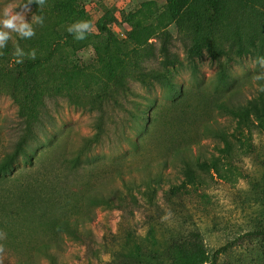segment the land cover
<instances>
[{
	"label": "rangeland",
	"instance_id": "374dc122",
	"mask_svg": "<svg viewBox=\"0 0 264 264\" xmlns=\"http://www.w3.org/2000/svg\"><path fill=\"white\" fill-rule=\"evenodd\" d=\"M2 3L22 5L25 0H2ZM81 7L85 11L71 18L67 26L87 20L93 26L92 31L84 40L72 38L64 47L56 49L55 66L51 70L76 72L83 87L79 88L72 101L86 104L99 100L98 95L108 91L112 96L109 100L117 99L125 103L127 110L106 108L105 133L96 137L98 111L72 105L63 97L50 99L49 112L53 120L50 128L55 138L46 165L48 168L53 166L49 164L57 153L61 161L62 156L66 157L68 168H63V180L67 183L54 185L55 189L63 186L70 191L62 202L61 216L63 219L85 221V224L81 223L82 230L92 233L88 244L79 242L54 225L52 219L57 212L51 207L46 214L40 213V208H32L40 214L37 216L28 210L15 212L14 226L7 228L9 232H0V259L6 258V264H17L18 261L51 264L49 257L38 248L39 244L49 241L58 244V247L51 248L58 264L107 262L109 257L103 254L104 249L100 247L101 238L106 230L115 232L124 215L115 208L92 204L88 195L108 194L121 187L117 179L119 171L131 173L135 177L133 181L143 183L148 174L147 164L152 166L153 172L160 168L166 170L171 180L166 182L167 187L171 183L179 184L183 177L175 165L178 150L189 146L196 153V145L202 143L206 155L215 152V143L221 142L208 135L207 124L217 120L230 129L236 126V120L220 110L219 103L236 92L240 93V98H250L259 83L264 82V79H255L258 74L264 73V67L257 62V57L264 56V48L261 52L245 56L229 53L215 57L205 47L201 55L191 56L188 49L192 43L172 21L167 0H81ZM29 8L31 11L26 13L25 18L30 21L31 15L38 13L33 6ZM145 26L152 31H145ZM163 31L170 32V49L178 58L177 63L167 69L159 64ZM58 32L61 36L65 35L67 27L58 29ZM147 50H153L157 59L149 58ZM151 70L161 72V81L148 80L144 83L135 78L139 71ZM46 75L42 73V76ZM87 82H90L89 89ZM135 113L137 118L132 116ZM124 116L127 119L125 127L121 120ZM18 125L17 105L9 95H0V151L12 150ZM257 144V154L264 159V137H259ZM236 153L243 158L241 168L245 175L253 176L257 163L246 158L239 149ZM164 160L168 162L166 167ZM73 164L75 166L71 171L76 174L70 175L69 169ZM248 182L250 178L246 177L239 179L236 185L213 183L211 187L201 188L193 194L192 204L197 217L206 214L201 212L205 209L220 222V229L213 231L211 217L207 219L210 230L208 228L206 242L212 253L226 245L237 233H243L244 219L238 201L240 197H245ZM44 190L40 192L46 198V204L41 206L50 204L53 193L63 200L58 191ZM137 198L141 195L138 194ZM135 222L141 226L139 217L135 218ZM90 242L97 251L96 256L92 255ZM258 258L264 264V248H255L252 243H247L245 247L224 255L218 264H256Z\"/></svg>",
	"mask_w": 264,
	"mask_h": 264
},
{
	"label": "trees",
	"instance_id": "16d2710c",
	"mask_svg": "<svg viewBox=\"0 0 264 264\" xmlns=\"http://www.w3.org/2000/svg\"><path fill=\"white\" fill-rule=\"evenodd\" d=\"M167 3L172 21L192 43L188 49L191 56L201 55L205 47L215 57L229 53L245 56L261 52L264 48V0H167ZM29 6L36 8L38 15L43 17V24L33 25L35 35L31 38L11 35L6 46L0 49V95L10 96L17 105L19 118L12 150L0 151V232L14 226L15 212L28 210L37 216L40 214L32 208H40V213L46 214L51 207L57 212L52 219L54 225L79 242L88 244L92 231L88 234L82 230L81 223L85 224V221L63 219L61 216L62 202L70 191L63 186L55 189L54 185L67 183L63 180V168H68L66 157L62 156L61 161L57 153L49 164L53 166L48 168L46 165L55 138L50 128L53 120L48 103L50 99L63 97L72 105L98 111L96 137L105 133L106 108L127 110V105L117 99L110 101L112 96L108 91L101 92L99 100L86 104L72 101L79 88L83 87L76 72L51 70L55 66L56 49L74 38L68 31L63 36L59 35L58 29L68 27L71 18L85 11L81 0H45L43 7H38L35 2ZM144 29L152 31L147 26ZM161 35L159 64L167 69L174 66L178 58L170 49V32L163 31ZM17 45L26 54L35 50V59L25 55L23 61L17 63L14 57ZM148 57L157 59L153 50L148 51ZM43 72L47 75L42 76ZM161 77L160 71L153 70L139 71L135 76L144 83L161 81ZM89 83L87 89L90 88ZM239 94L236 92L219 103L220 110L236 120L235 127L230 129L217 120L206 126L208 135L221 142L215 143V152L206 155L202 143L196 145V153L189 146L178 150L175 165L183 177L179 184L171 183L167 187L171 180L166 170L159 167V171L153 172L152 166L147 164L148 174L143 183L133 181L135 177L131 173L119 171L117 179L121 187L108 194L88 195L92 204L115 208L124 215L117 230H106L101 238L100 247L109 257L104 264H218L224 255L245 247L247 243H252L255 248H264V159L257 154L258 138L264 137V82L259 83L250 98H240ZM132 116L137 118L136 113ZM130 119L129 116L128 122ZM121 120L125 127L126 117ZM237 149L257 163L253 176L245 175L241 168L243 158L237 156ZM77 162L78 159L75 160ZM163 165L166 167L168 162L164 160ZM69 174L76 173L71 171ZM246 177L250 178L249 188L244 192L245 197L238 201L244 219L243 233H237L212 253L206 242L207 219L211 216L205 212L208 210L203 209L201 212L206 214L197 217L192 204L193 194L201 188L211 187L213 183L236 185L239 179ZM44 188V191L47 188L58 191L63 200L53 193L50 204L41 206L46 204V198L40 192ZM138 194L141 198H137ZM136 217L141 221L140 227L136 225ZM210 223L213 231L220 229L216 216L211 217ZM89 245L92 255L96 256L93 243ZM52 247H58V244L49 241L38 245L51 264H58L56 254L51 253ZM5 259H0V264H6L8 260ZM260 262L258 258L256 264ZM17 264L28 262L18 261Z\"/></svg>",
	"mask_w": 264,
	"mask_h": 264
},
{
	"label": "clouds",
	"instance_id": "9594fccd",
	"mask_svg": "<svg viewBox=\"0 0 264 264\" xmlns=\"http://www.w3.org/2000/svg\"><path fill=\"white\" fill-rule=\"evenodd\" d=\"M35 2L38 7H43L45 0H27L26 3L13 4V3H2L0 0V49H3L7 42L11 38L12 33H16L20 38L27 39L35 35L34 27L35 24H43V17L41 15L32 14L31 20L25 18L26 13L31 10L29 5ZM22 8V11L16 9ZM92 24L87 20H80L72 23L67 27V31L71 33L75 40H84L92 31ZM25 55L35 59L36 52L32 50L29 53H25L22 48L18 45L14 50V57L17 63H21ZM257 62L261 67H264V56L257 57ZM255 79H264V73L258 74ZM167 217H165L166 219Z\"/></svg>",
	"mask_w": 264,
	"mask_h": 264
}]
</instances>
